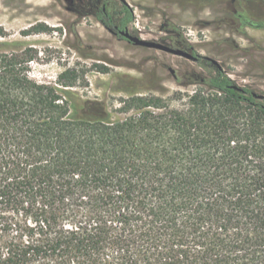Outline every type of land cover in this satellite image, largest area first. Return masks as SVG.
<instances>
[{
  "label": "trees",
  "instance_id": "1",
  "mask_svg": "<svg viewBox=\"0 0 264 264\" xmlns=\"http://www.w3.org/2000/svg\"><path fill=\"white\" fill-rule=\"evenodd\" d=\"M214 73L189 111L132 95L113 121L74 69L61 88L0 71V264H264V99Z\"/></svg>",
  "mask_w": 264,
  "mask_h": 264
},
{
  "label": "rangeland",
  "instance_id": "2",
  "mask_svg": "<svg viewBox=\"0 0 264 264\" xmlns=\"http://www.w3.org/2000/svg\"><path fill=\"white\" fill-rule=\"evenodd\" d=\"M98 1L104 0H0V71L12 67L36 84L61 88L60 73L74 69L72 91L104 104L113 121L137 115L119 111L121 100L132 95L161 99L167 107L158 111L161 117L170 109L191 110L188 97L199 88L209 91L199 79L215 74L206 57L237 86L264 99L261 1L126 0L132 34L193 50L203 57L196 62L111 35L94 17ZM109 1L120 8L119 0Z\"/></svg>",
  "mask_w": 264,
  "mask_h": 264
},
{
  "label": "water",
  "instance_id": "3",
  "mask_svg": "<svg viewBox=\"0 0 264 264\" xmlns=\"http://www.w3.org/2000/svg\"><path fill=\"white\" fill-rule=\"evenodd\" d=\"M120 1L127 4L126 0H120ZM109 31H111V30H109ZM111 32L116 34L114 31H111ZM120 34L123 37H125L129 42H132L136 46H143V47H147V48L158 49V50H162V51L174 54V55H179V56L185 57V58L190 59V60H197V56H194L193 54H191L190 52H188L184 49L174 48V47H171L169 45H166V44H163V43H160L157 41L145 40V39H142L140 37H137V36L130 34L128 31H120ZM206 59L212 61V63H214L216 66H218L216 61L211 60L208 57H206ZM234 87L237 88V86H234ZM238 89H239V87H238ZM253 96H255L257 98H263V95H261V94L257 95L255 93H253Z\"/></svg>",
  "mask_w": 264,
  "mask_h": 264
},
{
  "label": "flooded vegetation",
  "instance_id": "4",
  "mask_svg": "<svg viewBox=\"0 0 264 264\" xmlns=\"http://www.w3.org/2000/svg\"><path fill=\"white\" fill-rule=\"evenodd\" d=\"M120 1V0H119ZM120 4L123 5L125 3L121 2L120 1ZM127 5V4H125ZM95 12V11H94ZM94 14V13H93ZM94 17L96 18L95 14H94ZM97 19V18H96ZM97 21L113 36H115L116 38L118 39H123L125 40L126 42H128L129 44H133L132 42H129L125 37H123L121 34H120V31H128L130 34H132V32L129 30V27H128V24L124 25V26H120L119 23H114L115 21H111L109 20L106 16L104 17V21H101V20H98ZM114 31L116 34H114L113 32L111 31ZM134 35V34H132ZM134 36H137V37H140L138 35H134ZM141 38V37H140ZM143 39V38H142ZM164 44V43H163ZM134 45V44H133ZM167 45V44H166ZM177 45V44H175ZM170 46V45H169ZM143 47V46H142ZM173 47V46H171ZM174 48H178V47H174ZM182 49V48H181ZM185 50V49H184ZM187 51V50H186ZM188 52H190L191 54H193L194 56H197V60H192V61H201L203 60V57L199 56L196 52H194L193 50H189ZM168 53V52H167ZM171 54V53H170ZM206 63H212V61L208 60V59H204ZM217 68H219L218 66H216ZM220 69V68H219ZM239 87V86H238ZM242 88V87H240ZM239 88V89H240ZM257 98V97H256ZM259 100H262L263 98H257Z\"/></svg>",
  "mask_w": 264,
  "mask_h": 264
}]
</instances>
